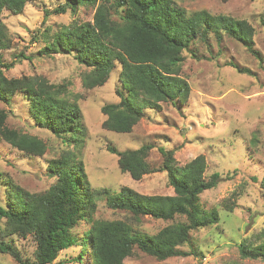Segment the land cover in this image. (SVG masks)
I'll list each match as a JSON object with an SVG mask.
<instances>
[{
	"label": "trees",
	"instance_id": "16d2710c",
	"mask_svg": "<svg viewBox=\"0 0 264 264\" xmlns=\"http://www.w3.org/2000/svg\"><path fill=\"white\" fill-rule=\"evenodd\" d=\"M29 2L0 0V102L10 105L18 93L23 94L36 126L50 131L71 150L49 162L50 175L57 180L45 192L31 193L15 186L8 191L6 206H0V221H5L0 234L5 239L32 237L36 244L33 260L9 241L0 243V252L19 264H53L62 251L80 245L72 231L84 222L90 228L84 233L81 246L85 250L80 257L88 254L87 264H126L136 250L159 261L187 256L180 248L190 243L191 234L220 220L217 209L208 211L201 206V195L218 187L220 174L206 177L204 155L178 167L175 153L159 148L164 159L159 170L167 173L173 196L143 195L128 187L117 194L108 189L93 190L86 182L84 163L77 152L85 140L79 105L82 96L43 76L9 79L5 75L4 70L14 63L2 61V52L12 47L2 14L8 10L20 15ZM82 6L94 9L93 22L74 19L56 31L47 26L42 34V52L47 56L74 54L75 60L89 69L82 78L88 90L105 85L120 65L119 79L126 93L117 90L120 102L101 109L105 116L102 128L111 132L131 134L147 109L161 110L163 103L188 102L191 87L182 74L184 52L210 36L218 41L224 36L235 39L260 58L255 49V28L246 20L213 15L207 10L189 15L174 0H65L52 14H76ZM48 15L46 12L45 21ZM261 22L264 25V17ZM8 116L6 110L0 111V141L21 153L44 156L48 148L45 142L10 128ZM153 148L147 144L137 150L119 151L108 146L118 157L121 171L137 181L156 172L148 162ZM259 184L264 199V175ZM99 201H104L109 210L125 213L124 219L95 218ZM227 208L232 211L229 205ZM145 217L170 224L150 234L140 229ZM182 218L184 222L178 221ZM240 252L243 259L264 262V242L256 246L244 242Z\"/></svg>",
	"mask_w": 264,
	"mask_h": 264
},
{
	"label": "rangeland",
	"instance_id": "374dc122",
	"mask_svg": "<svg viewBox=\"0 0 264 264\" xmlns=\"http://www.w3.org/2000/svg\"><path fill=\"white\" fill-rule=\"evenodd\" d=\"M174 2L189 15L207 10L213 15L248 21L256 31L255 49L260 58L228 36L218 41L213 35L205 42L194 44L184 52L182 74L191 87L188 102L163 103L161 110L147 109L131 134L102 128L105 120L102 107L120 102L117 90L126 93L119 79L120 65L105 85L88 90L83 87L82 78L89 69L79 64L74 54L47 56L42 52L45 46L42 34L47 26L56 31L74 19L93 22L92 8L82 6L76 14L68 11L57 15L52 13L65 0H30L20 15L4 10L2 20L9 30L12 47L2 52V61L14 63L4 70L5 75L9 79L43 76L52 84L67 85L71 94L82 96L79 105L85 140L77 152L81 153L86 182L93 190L108 189L117 194L128 187L143 195L173 196L167 173L159 170L164 161L159 148L173 151L178 167L204 155L208 164L206 177L220 174L218 187L201 195L202 208L217 209L220 220L191 234L190 243L180 248L187 256L159 261L136 250L126 259V264H264L243 259L240 252L244 242L255 246L264 242V199L259 184L264 175V25L261 22L264 0ZM46 12L49 15L45 21ZM17 57L21 60L17 61ZM1 110L8 112L10 128L36 136L48 147L44 156L36 157L0 141V206H6L8 191L15 186L31 193H42L52 186L57 178L50 175L48 164L71 148L50 131L36 126L23 94L18 93L10 105L0 102ZM147 144L154 147L148 162L156 172L140 181L122 172L118 157L108 150V146L119 151L137 150ZM124 214L109 210L104 201H99L95 218L119 220L124 219ZM178 221L184 222L185 218ZM4 223L0 221V231ZM169 224L145 217L140 229L155 234ZM89 228L87 223L78 224L72 233L78 236L80 245L62 251L53 264H87L88 254L84 257L80 254L85 250L81 243ZM3 240L13 243L24 257L33 260L36 244L32 237L5 239L0 234V243ZM0 264L19 263L0 252Z\"/></svg>",
	"mask_w": 264,
	"mask_h": 264
}]
</instances>
